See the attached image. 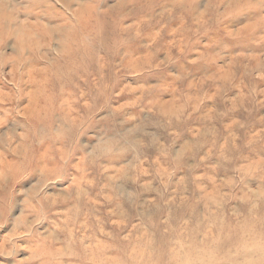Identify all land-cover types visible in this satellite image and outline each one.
Here are the masks:
<instances>
[{
    "label": "rangeland",
    "instance_id": "374dc122",
    "mask_svg": "<svg viewBox=\"0 0 264 264\" xmlns=\"http://www.w3.org/2000/svg\"><path fill=\"white\" fill-rule=\"evenodd\" d=\"M0 264H264V0H0Z\"/></svg>",
    "mask_w": 264,
    "mask_h": 264
}]
</instances>
